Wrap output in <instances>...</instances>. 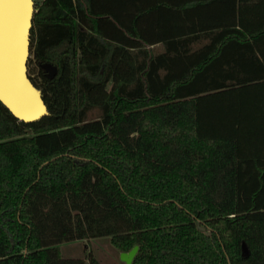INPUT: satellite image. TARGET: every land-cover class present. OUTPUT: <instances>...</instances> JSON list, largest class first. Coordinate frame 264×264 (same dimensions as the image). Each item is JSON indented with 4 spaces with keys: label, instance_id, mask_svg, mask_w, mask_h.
Returning <instances> with one entry per match:
<instances>
[{
    "label": "trees",
    "instance_id": "1",
    "mask_svg": "<svg viewBox=\"0 0 264 264\" xmlns=\"http://www.w3.org/2000/svg\"><path fill=\"white\" fill-rule=\"evenodd\" d=\"M35 3L48 115L0 101V264H102L59 245L105 237L132 264H264V0Z\"/></svg>",
    "mask_w": 264,
    "mask_h": 264
},
{
    "label": "bare ground",
    "instance_id": "2",
    "mask_svg": "<svg viewBox=\"0 0 264 264\" xmlns=\"http://www.w3.org/2000/svg\"><path fill=\"white\" fill-rule=\"evenodd\" d=\"M31 3L32 0H0V88L24 107H32L30 99L34 95L23 76L27 57L23 41Z\"/></svg>",
    "mask_w": 264,
    "mask_h": 264
},
{
    "label": "water",
    "instance_id": "3",
    "mask_svg": "<svg viewBox=\"0 0 264 264\" xmlns=\"http://www.w3.org/2000/svg\"><path fill=\"white\" fill-rule=\"evenodd\" d=\"M35 4H36L35 1L32 0V3L30 5V13H29L30 15L28 19L29 24L26 31L25 39L23 41V44L26 45V50H27V57L25 58L23 64V68H24L23 76L26 82V86H28L29 89L33 90L32 92H34V95H32L30 99L32 103V107H24L21 106L17 101L14 102V99L12 98V96L9 95V92L7 93L5 89L0 88V101L12 112V114L15 117L28 123L38 121L45 115H48V107L42 96V93L34 85L28 73V60L30 57V46H31V29L33 27ZM41 68L46 72L47 76L50 78L54 77L57 73V67L52 65L51 63H43L41 64ZM138 249L139 246L136 245L128 252H121L120 259L126 264H132L138 252ZM244 250L245 252H247L246 245H244Z\"/></svg>",
    "mask_w": 264,
    "mask_h": 264
},
{
    "label": "rangeland",
    "instance_id": "4",
    "mask_svg": "<svg viewBox=\"0 0 264 264\" xmlns=\"http://www.w3.org/2000/svg\"><path fill=\"white\" fill-rule=\"evenodd\" d=\"M36 1V0H34ZM39 67L30 54L28 60V73L36 78ZM100 114L99 110L90 113V118H96ZM62 256L65 259H84L87 260L88 253L92 252L102 264H121L120 251L111 243L109 237L95 238L90 240H77L59 245Z\"/></svg>",
    "mask_w": 264,
    "mask_h": 264
},
{
    "label": "crops",
    "instance_id": "5",
    "mask_svg": "<svg viewBox=\"0 0 264 264\" xmlns=\"http://www.w3.org/2000/svg\"><path fill=\"white\" fill-rule=\"evenodd\" d=\"M198 46H201V43H197ZM152 48L154 49L155 52H162L164 49V45L159 43V44H155L152 46Z\"/></svg>",
    "mask_w": 264,
    "mask_h": 264
},
{
    "label": "built area",
    "instance_id": "6",
    "mask_svg": "<svg viewBox=\"0 0 264 264\" xmlns=\"http://www.w3.org/2000/svg\"><path fill=\"white\" fill-rule=\"evenodd\" d=\"M36 1H37V0H36ZM36 1H35V2H36Z\"/></svg>",
    "mask_w": 264,
    "mask_h": 264
}]
</instances>
